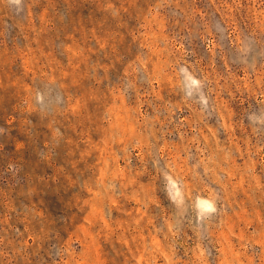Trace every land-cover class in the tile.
<instances>
[{"label": "rangeland", "instance_id": "1", "mask_svg": "<svg viewBox=\"0 0 264 264\" xmlns=\"http://www.w3.org/2000/svg\"><path fill=\"white\" fill-rule=\"evenodd\" d=\"M0 264H264V0H0Z\"/></svg>", "mask_w": 264, "mask_h": 264}]
</instances>
